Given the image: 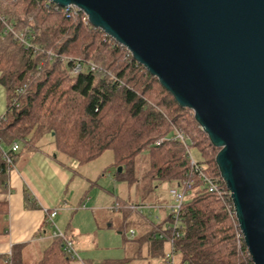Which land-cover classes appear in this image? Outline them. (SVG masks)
<instances>
[{
	"label": "trees",
	"instance_id": "16d2710c",
	"mask_svg": "<svg viewBox=\"0 0 264 264\" xmlns=\"http://www.w3.org/2000/svg\"><path fill=\"white\" fill-rule=\"evenodd\" d=\"M4 22L13 33L4 32ZM77 62L82 69L72 73ZM0 84L6 91L0 115L1 190L8 172L4 152L15 156L12 142L28 150L50 143L55 153L77 164L110 151L121 167L115 178L128 183L136 182L135 159L145 152L149 190L161 182L176 188L187 183L189 190L175 232L158 228L146 239L151 248L164 259L161 246L171 238L175 264H253L237 235L230 198L208 191L189 161L192 146L202 172L219 178L217 148L190 110L123 46L84 23L79 11L47 0H0ZM176 131L184 142L175 138ZM220 189H226L222 181Z\"/></svg>",
	"mask_w": 264,
	"mask_h": 264
},
{
	"label": "water",
	"instance_id": "95a60500",
	"mask_svg": "<svg viewBox=\"0 0 264 264\" xmlns=\"http://www.w3.org/2000/svg\"><path fill=\"white\" fill-rule=\"evenodd\" d=\"M47 1L80 10L191 111L217 148L251 261L264 264V0Z\"/></svg>",
	"mask_w": 264,
	"mask_h": 264
},
{
	"label": "crops",
	"instance_id": "0c3cea01",
	"mask_svg": "<svg viewBox=\"0 0 264 264\" xmlns=\"http://www.w3.org/2000/svg\"><path fill=\"white\" fill-rule=\"evenodd\" d=\"M5 110L6 91L0 84V115ZM68 160L71 159L55 153L50 143L33 150L19 145L15 151L6 185L0 188V264H163L162 256L146 239L167 224L166 218L161 217L156 225L148 220L139 235L131 226L129 233L123 232L124 222L128 221L125 215L130 211L141 214V209L127 208L137 202L94 199L91 187L95 182L82 169L83 164L72 167L73 160ZM74 178H82L89 185L73 182ZM135 185L148 188L150 183L137 181ZM99 192L100 196L109 194L104 189ZM137 197L150 208L163 207L158 204L160 197L152 202ZM52 208L57 209L54 223L73 243L74 258L64 255L62 243L56 241L46 222L45 210ZM160 251H169L167 241Z\"/></svg>",
	"mask_w": 264,
	"mask_h": 264
},
{
	"label": "rangeland",
	"instance_id": "374dc122",
	"mask_svg": "<svg viewBox=\"0 0 264 264\" xmlns=\"http://www.w3.org/2000/svg\"><path fill=\"white\" fill-rule=\"evenodd\" d=\"M2 147L4 149H7L8 145H6L4 142L1 143ZM189 144V142H188ZM190 145V144H189ZM189 153L194 159H199L198 153L194 149V147L190 146L189 147ZM113 154L110 151H105L103 152L98 158L95 160L85 163L82 166V169H85L86 173H89L90 175V180L95 182L94 186H92L91 190V195H93L94 199H100L103 201L107 200L108 198H112L113 200L120 198L124 201H129V202H139L140 198L137 196H142L145 199H150V201H156L155 197H160L159 203L163 207L160 208H141V214H138L133 211H126L128 212L127 215H125V218L128 219L126 220V223L124 222L123 225V232L129 233V227H133L136 235H139L143 233L142 231V224L147 223L148 220L153 222L155 225L157 222L160 221V218H166L164 223H169V214H170V204L174 202L173 197L170 196L169 194V189L171 185L168 182H161L157 186V188L153 190H149L150 187L147 188V186H142L140 185L139 187H136L135 183L141 182L143 184L144 181H148L145 171L148 169V161H147V156L146 153L140 154L136 159H135V173L137 175V180L136 182L133 183H128L127 181H119L115 178L114 173L116 172L118 166L114 165L113 161ZM69 163L72 160H68ZM72 167H75L76 163L72 161L70 164ZM80 175H78L79 177ZM73 182H79L84 184L85 186L89 185V182H84L82 178H74ZM107 190L109 194L106 196L102 194L101 196L99 195L100 190ZM152 191L153 194L150 192ZM104 195V196H103ZM156 195V196H155ZM153 196L154 199H151ZM141 197V198H142ZM85 198V197H84ZM157 199V198H156ZM163 202V203H162ZM118 203V202H117ZM131 216V217H130ZM130 219V220H129ZM147 219V220H145ZM150 225V226H149ZM149 228H151V224H149ZM148 231V228L146 232Z\"/></svg>",
	"mask_w": 264,
	"mask_h": 264
},
{
	"label": "built area",
	"instance_id": "2783aa9c",
	"mask_svg": "<svg viewBox=\"0 0 264 264\" xmlns=\"http://www.w3.org/2000/svg\"><path fill=\"white\" fill-rule=\"evenodd\" d=\"M55 6H57V5H55ZM63 9H65V10L72 9L74 11V13L79 11L81 13L82 21L84 23L88 22L86 16L80 10L76 9L75 7H65ZM3 24H4V32H8L9 31V32L13 33V29H12L10 24H8L6 22H4ZM91 68H94V67L91 66ZM81 69H82L81 64L79 62H77L72 67L71 72L72 73H77ZM175 138H177V139H179V140L184 142L183 134L181 132H179V131H176ZM18 148H19L18 143L17 142H12V144L10 146V149L14 152V151H17ZM4 159H5L6 164H7V169L9 170L13 166V159L6 152H4ZM189 161H190V163L192 165L193 171L197 172L201 176V178L203 179V182H204V184H205V186H206L208 191L214 192L217 196H220L221 194H225V195H227L230 198L229 191L227 190V188L224 191H222L220 189V181H222V179L220 177L219 178H212L211 176L203 173L201 168L195 163V160L193 159V157L191 155H189ZM184 185H188V184L185 183ZM184 185L181 188H176L175 186H171L170 189L168 190L170 196L173 197L174 202L172 204H170V206H169V208H170L169 223H167L163 228L170 229V231L172 233L175 232V228L180 222L181 207H182V204H183L184 200L186 199V196L189 194L188 188H185ZM231 206H232V203H231ZM143 207L150 208L151 206L149 204L141 202V201L137 202V203H130V204L127 205V208H129L131 210H140ZM232 210H233V206H232ZM232 212L234 213V211H232ZM45 213H46V222L51 225V227L53 229L52 230L53 235L61 239V241H62V249L64 250V252L70 258L76 257V251H75V249L73 247V243H72L71 239L66 237L64 235V233L61 230H59L58 227L56 226V224L54 223L53 219H54V216L57 213V209L56 208H52L50 210L46 209ZM236 226L238 227L237 222H236ZM238 230H239V228H238ZM130 232L132 233L133 231L131 230ZM237 235L238 236L240 235L242 237L240 231H239V233H237ZM158 236H159V238H164L165 237V235L162 232ZM166 241H167V243L169 245V251L165 253L163 261H164L165 264H175V259H174L173 255H172L171 248H170L171 247V243H172V239L171 238H167Z\"/></svg>",
	"mask_w": 264,
	"mask_h": 264
}]
</instances>
